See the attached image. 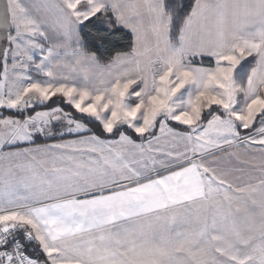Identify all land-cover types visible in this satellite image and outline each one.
<instances>
[{
  "label": "snow or ice",
  "instance_id": "1",
  "mask_svg": "<svg viewBox=\"0 0 264 264\" xmlns=\"http://www.w3.org/2000/svg\"><path fill=\"white\" fill-rule=\"evenodd\" d=\"M0 264H264V0H0Z\"/></svg>",
  "mask_w": 264,
  "mask_h": 264
},
{
  "label": "trees",
  "instance_id": "2",
  "mask_svg": "<svg viewBox=\"0 0 264 264\" xmlns=\"http://www.w3.org/2000/svg\"><path fill=\"white\" fill-rule=\"evenodd\" d=\"M64 107H65V108H67V106H66V105H64Z\"/></svg>",
  "mask_w": 264,
  "mask_h": 264
}]
</instances>
